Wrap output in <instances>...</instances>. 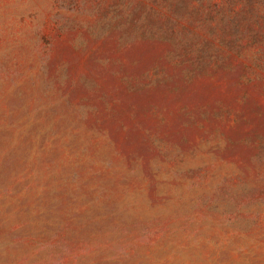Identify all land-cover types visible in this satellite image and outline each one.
Masks as SVG:
<instances>
[{"label":"rangeland","instance_id":"obj_1","mask_svg":"<svg viewBox=\"0 0 264 264\" xmlns=\"http://www.w3.org/2000/svg\"><path fill=\"white\" fill-rule=\"evenodd\" d=\"M0 264H264V0H0Z\"/></svg>","mask_w":264,"mask_h":264}]
</instances>
